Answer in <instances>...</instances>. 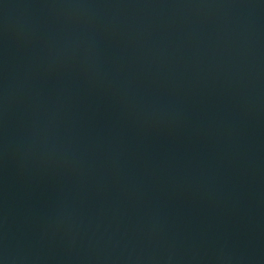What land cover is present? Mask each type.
<instances>
[{"label": "water", "instance_id": "1", "mask_svg": "<svg viewBox=\"0 0 264 264\" xmlns=\"http://www.w3.org/2000/svg\"><path fill=\"white\" fill-rule=\"evenodd\" d=\"M0 264H264V0H0Z\"/></svg>", "mask_w": 264, "mask_h": 264}]
</instances>
